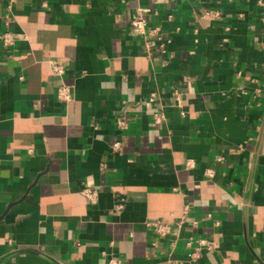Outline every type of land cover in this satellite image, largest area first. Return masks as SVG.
Wrapping results in <instances>:
<instances>
[{
    "label": "crops",
    "instance_id": "obj_1",
    "mask_svg": "<svg viewBox=\"0 0 264 264\" xmlns=\"http://www.w3.org/2000/svg\"><path fill=\"white\" fill-rule=\"evenodd\" d=\"M6 30L0 264H264V0H0Z\"/></svg>",
    "mask_w": 264,
    "mask_h": 264
},
{
    "label": "built area",
    "instance_id": "obj_2",
    "mask_svg": "<svg viewBox=\"0 0 264 264\" xmlns=\"http://www.w3.org/2000/svg\"><path fill=\"white\" fill-rule=\"evenodd\" d=\"M146 12H147L146 10H141L140 13L131 22V31L136 35L147 36L150 33L149 30L147 29V22L144 17V14ZM5 25L8 26L7 21H5ZM156 31H157L156 29L152 30L153 33ZM0 42L4 48H9L13 46L15 43V35L9 30H6L0 34ZM51 68H52L53 74L58 75V76L62 75L63 67L59 63L51 62ZM56 95H57V99L63 103L69 102L72 98L69 87L65 85H60L58 87ZM119 125L123 126L124 124L119 123ZM111 149L113 152H119L120 143L115 142L111 146ZM206 176L212 177V173L209 171L206 173ZM83 194L91 203H94V201L96 200V192L90 188L84 189ZM188 212H189V209L187 206H185L182 209V214L178 218V220L174 222L173 221L168 222L164 219H155L153 221L148 222L146 226L150 228L157 237L165 238L166 236L170 235L175 238L177 237L179 230L182 227V224L185 223ZM191 224L192 226H196L195 221H192ZM191 245H192V242L190 241L186 243L187 247H191ZM197 245H198L197 246L198 248L204 247L207 250L212 249V245L203 239L198 240ZM193 255L197 256L196 253H194ZM102 264H119V261L116 257L112 255L109 256L103 253V263Z\"/></svg>",
    "mask_w": 264,
    "mask_h": 264
}]
</instances>
